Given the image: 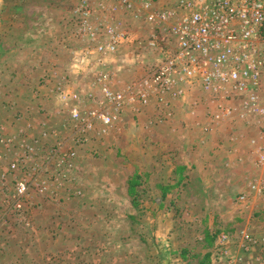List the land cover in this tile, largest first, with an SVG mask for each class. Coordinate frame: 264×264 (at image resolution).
<instances>
[{"label":"rangeland","instance_id":"obj_1","mask_svg":"<svg viewBox=\"0 0 264 264\" xmlns=\"http://www.w3.org/2000/svg\"><path fill=\"white\" fill-rule=\"evenodd\" d=\"M94 1L0 0V264H264V159L250 183L249 164L189 146L200 131L161 105L140 120L134 106L107 104L104 86H133L154 65L147 39L135 45L122 20H159ZM150 2L155 14L168 9ZM108 25L131 45L103 65L95 49ZM241 110L230 116L243 119ZM213 119L205 134L245 136ZM253 135L264 153V123Z\"/></svg>","mask_w":264,"mask_h":264},{"label":"built area","instance_id":"obj_2","mask_svg":"<svg viewBox=\"0 0 264 264\" xmlns=\"http://www.w3.org/2000/svg\"><path fill=\"white\" fill-rule=\"evenodd\" d=\"M121 1L134 19L146 18L134 0ZM143 6L148 21L157 19L159 27H165L163 37L154 33L150 41L155 47L165 44L163 58L127 92L104 86L107 104L120 108L129 94L145 105L152 93L180 94L181 84L198 80L204 90L216 96L241 101L243 116H259L264 123V0H178L173 7L156 14L152 12L151 2ZM95 30L98 29L90 31ZM104 32L107 41L95 49L101 58L116 52L129 33L118 25H108ZM108 78L107 73L103 74L104 82ZM235 108L231 104L225 113L232 115ZM109 112L99 114L106 126L115 118ZM72 117L83 120L76 110ZM26 193L27 186L19 184L17 196L23 197Z\"/></svg>","mask_w":264,"mask_h":264},{"label":"crops","instance_id":"obj_3","mask_svg":"<svg viewBox=\"0 0 264 264\" xmlns=\"http://www.w3.org/2000/svg\"><path fill=\"white\" fill-rule=\"evenodd\" d=\"M97 1L98 0H95L94 3L96 4ZM150 1L149 0H134L135 5L137 6V8H140L144 12V15H146V12L145 10H143V7H144L143 3H147ZM165 1L166 0H161L162 6L160 4L158 6H161L163 8L165 7L168 8V5H165V6L163 5L164 3L167 4L166 3L167 1L166 2ZM108 2H111L110 4H113L115 0H108ZM103 13L104 12L101 13L100 17L102 16ZM97 16H99V12L97 13ZM120 16H124V12L119 10L117 14L118 19ZM130 20L132 22L131 23L132 26L129 25L130 23L128 24L127 22H125V20H122V21L124 22V25L128 28V30H130L129 32H131L133 36L139 38V42L140 41L143 42L144 39L145 40L147 39L146 42H148V44L147 43L146 44H147V47L149 48V53H150L149 57L147 58H149L148 59L149 62L154 63V65L151 67L152 69L163 58V55H164L163 47L165 46V44L163 43L158 44L157 47L151 46L149 42L150 40L148 38L151 36V33L153 34L157 33L159 36L163 37L166 33L165 27L162 26L159 28H153V25L151 26L148 23H146L145 27L142 28V24L145 23V21L142 20L140 22H136L132 19ZM128 39L124 40L118 45L117 50H116L117 54L121 55L123 52L126 51V49H129V46L131 44H129ZM104 40H107L106 35L104 37ZM139 42L135 43V45L137 44L140 45L141 42L140 43ZM135 45L133 47H135ZM114 53H110L109 55H112ZM109 55H108V58L110 57ZM104 59L105 58L100 59L102 60V61H99L100 64L104 63L103 65H108L107 62L109 59H107V57H106V60ZM100 64L98 63V65ZM103 69H105L106 71H110L109 70L110 68L108 67L107 69L106 68H103ZM113 74H117V72H113ZM147 74L148 73L146 72L145 76ZM142 78L138 79L135 82L137 83ZM110 84L112 85V83ZM129 87L131 86L127 85L126 87L124 86V87L119 88L117 87L115 83H113V88L116 90L127 92L129 90ZM179 87L181 90L180 94H176V95L169 94V93L164 94V100H163L164 103L159 102L157 98L154 96L156 95L154 93H152L150 101L147 105H144L141 101H139L138 98L136 97L133 98L131 95L127 94L126 99H125V104L123 105L125 107L124 110H126L127 108H130L131 106H134L135 109L132 108L134 110L133 115L135 114L138 115V118H140V120L146 117L145 114L147 112H152L153 110H157V107L160 105H161V108H164L168 113L177 114L178 118L182 121V125L186 126L188 130H190L189 132H192L193 130L200 131L201 137L198 136V137L192 138L193 140H190L191 144H189V146L194 145L193 143L195 144L197 143L196 147H198V151H200L201 149L202 150L204 149L205 152H207V150L210 151L209 149L212 148L213 150L212 154L211 152L208 153L210 154V158L213 159L214 157L218 161L220 159L222 160L221 162L232 161V163L235 164L239 162V160L244 161L245 162L244 164H249L250 167H252L253 173L251 174L250 172H248L251 175L250 183H252L253 182L252 178L259 174L258 171L261 172V170H259L261 165L258 164L259 163L258 161L262 162L261 160L264 159V153L259 148V146L261 147L263 142L262 143L257 142V141L254 142L255 139H253L254 138L253 134L259 133L263 125V121H261L260 117L250 114L247 117H243V119H240L242 117H240L239 115L238 116L240 118L238 117L232 118V116L225 113L226 108L232 104L236 106V109L240 110L242 108L241 101H238V100L230 101V100H227L224 96H216L212 94L211 92L204 90L203 86L198 80L188 81L186 83L181 84ZM100 95H101V92H100ZM219 105L223 106V108L219 109ZM241 111H245L244 108ZM217 115L220 118L219 121L222 120L219 123L221 124L219 128L226 127L227 125L233 126V127H239L243 133L245 132L244 133L245 136L242 137L241 139H235L232 136L227 137L223 133H221L220 135L222 136L221 138L219 137L218 139V138H214L216 137V134L215 135L205 134L204 132L205 128L212 126L213 125L212 122L214 123L217 122L215 119H213V116H217ZM235 115L236 114H234V116ZM224 124H227V125H224Z\"/></svg>","mask_w":264,"mask_h":264},{"label":"trees","instance_id":"obj_4","mask_svg":"<svg viewBox=\"0 0 264 264\" xmlns=\"http://www.w3.org/2000/svg\"><path fill=\"white\" fill-rule=\"evenodd\" d=\"M133 178H134V179H133V182H132V184H131V186H130V193H131L132 195H134V197L136 198V197H138V194H137V192H136V187H137V184L140 183V182H139L140 177L136 175V176H134Z\"/></svg>","mask_w":264,"mask_h":264}]
</instances>
